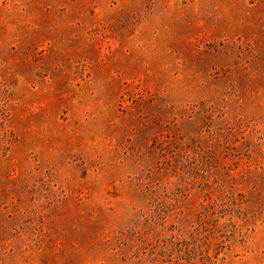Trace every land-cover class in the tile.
<instances>
[{
  "label": "rangeland",
  "instance_id": "374dc122",
  "mask_svg": "<svg viewBox=\"0 0 264 264\" xmlns=\"http://www.w3.org/2000/svg\"><path fill=\"white\" fill-rule=\"evenodd\" d=\"M0 264H264V0H0Z\"/></svg>",
  "mask_w": 264,
  "mask_h": 264
}]
</instances>
